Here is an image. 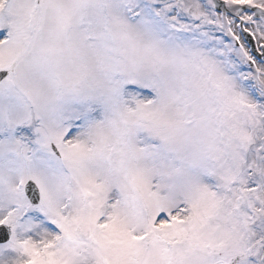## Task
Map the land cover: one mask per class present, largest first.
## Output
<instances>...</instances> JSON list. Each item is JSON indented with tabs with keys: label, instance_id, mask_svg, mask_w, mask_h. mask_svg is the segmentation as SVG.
I'll use <instances>...</instances> for the list:
<instances>
[{
	"label": "snow or ice",
	"instance_id": "6c2138e0",
	"mask_svg": "<svg viewBox=\"0 0 264 264\" xmlns=\"http://www.w3.org/2000/svg\"><path fill=\"white\" fill-rule=\"evenodd\" d=\"M0 264H264V0H0Z\"/></svg>",
	"mask_w": 264,
	"mask_h": 264
}]
</instances>
